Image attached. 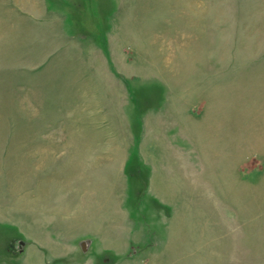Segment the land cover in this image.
I'll return each instance as SVG.
<instances>
[{
  "label": "rangeland",
  "instance_id": "obj_1",
  "mask_svg": "<svg viewBox=\"0 0 264 264\" xmlns=\"http://www.w3.org/2000/svg\"><path fill=\"white\" fill-rule=\"evenodd\" d=\"M0 264H264V0H0Z\"/></svg>",
  "mask_w": 264,
  "mask_h": 264
},
{
  "label": "water",
  "instance_id": "obj_2",
  "mask_svg": "<svg viewBox=\"0 0 264 264\" xmlns=\"http://www.w3.org/2000/svg\"><path fill=\"white\" fill-rule=\"evenodd\" d=\"M81 247H82L83 251H86V249H85V243H83V244L81 245Z\"/></svg>",
  "mask_w": 264,
  "mask_h": 264
}]
</instances>
